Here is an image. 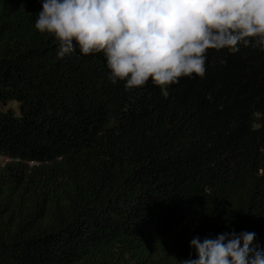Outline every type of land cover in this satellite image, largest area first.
I'll use <instances>...</instances> for the list:
<instances>
[{"label":"trees","instance_id":"obj_1","mask_svg":"<svg viewBox=\"0 0 264 264\" xmlns=\"http://www.w3.org/2000/svg\"><path fill=\"white\" fill-rule=\"evenodd\" d=\"M40 10L0 0V264H178L233 230L264 248V51L126 89L102 54L57 58Z\"/></svg>","mask_w":264,"mask_h":264},{"label":"clouds","instance_id":"obj_2","mask_svg":"<svg viewBox=\"0 0 264 264\" xmlns=\"http://www.w3.org/2000/svg\"><path fill=\"white\" fill-rule=\"evenodd\" d=\"M34 28L57 42V58L102 54L113 83L203 78L209 50L264 51V0H41ZM254 232L193 237L178 264H264Z\"/></svg>","mask_w":264,"mask_h":264},{"label":"rangeland","instance_id":"obj_3","mask_svg":"<svg viewBox=\"0 0 264 264\" xmlns=\"http://www.w3.org/2000/svg\"><path fill=\"white\" fill-rule=\"evenodd\" d=\"M12 107L15 109V105H12ZM4 163V160L0 158V164Z\"/></svg>","mask_w":264,"mask_h":264}]
</instances>
